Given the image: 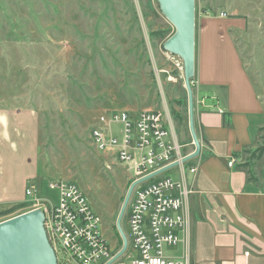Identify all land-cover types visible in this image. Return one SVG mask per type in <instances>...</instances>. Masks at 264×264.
Segmentation results:
<instances>
[{
  "label": "rangeland",
  "instance_id": "374dc122",
  "mask_svg": "<svg viewBox=\"0 0 264 264\" xmlns=\"http://www.w3.org/2000/svg\"><path fill=\"white\" fill-rule=\"evenodd\" d=\"M195 10L196 54L202 20L221 21L264 100V0H195ZM174 33L156 0H0V108L38 114L40 197L55 204L59 194L47 183H76L113 250L122 241L116 223L131 176L97 152L91 130L106 113L150 110L172 119L180 143L193 142L183 62L163 48ZM122 225L129 237L127 215Z\"/></svg>",
  "mask_w": 264,
  "mask_h": 264
},
{
  "label": "crops",
  "instance_id": "0c3cea01",
  "mask_svg": "<svg viewBox=\"0 0 264 264\" xmlns=\"http://www.w3.org/2000/svg\"><path fill=\"white\" fill-rule=\"evenodd\" d=\"M220 22L203 19L200 25L195 115L202 150L187 162L196 174L183 176L177 169L179 179L173 178L193 193L183 210L182 242L170 255L188 252L191 264H264V162L255 163L256 180L238 169L248 156L244 151L258 148L264 100ZM167 123L169 141L193 153V142L180 143L172 119ZM39 139L36 111L0 108V207L26 204L27 188L40 189Z\"/></svg>",
  "mask_w": 264,
  "mask_h": 264
},
{
  "label": "built area",
  "instance_id": "2783aa9c",
  "mask_svg": "<svg viewBox=\"0 0 264 264\" xmlns=\"http://www.w3.org/2000/svg\"><path fill=\"white\" fill-rule=\"evenodd\" d=\"M222 17L227 15L224 13ZM115 126L120 129L119 133L114 130ZM169 136L165 115L150 110L136 115L126 111L106 113L91 130L97 152L107 155L115 164H122L132 182L176 162L179 165L174 169H179L183 176L188 171L197 173L196 167H187L182 162L188 156L183 154V145L169 141ZM235 162L232 158L230 167ZM162 175L135 188L126 212L130 231L128 248L113 264H191L188 252L179 258L170 253L182 242L181 235L187 226L183 210L193 191L185 183ZM47 188L58 192L55 204L40 197V190L30 186L26 190L29 206L24 210L44 212L46 233L58 264L110 262L120 249L113 250L109 245L102 228L103 220L80 187L73 181L57 180L48 182Z\"/></svg>",
  "mask_w": 264,
  "mask_h": 264
},
{
  "label": "water",
  "instance_id": "95a60500",
  "mask_svg": "<svg viewBox=\"0 0 264 264\" xmlns=\"http://www.w3.org/2000/svg\"><path fill=\"white\" fill-rule=\"evenodd\" d=\"M162 15L175 28V33L164 43L166 52L183 62L185 88L188 93L189 130L195 151L185 157L187 163L197 158L202 150L196 130L195 100L192 88L196 74V10L195 0H156ZM179 162L131 183L121 208L116 228L122 240V248L107 264L120 259L128 248V238L123 220L135 188L160 174L177 167ZM45 214L34 209L0 222V264H58L56 253L50 244L45 229Z\"/></svg>",
  "mask_w": 264,
  "mask_h": 264
},
{
  "label": "trees",
  "instance_id": "16d2710c",
  "mask_svg": "<svg viewBox=\"0 0 264 264\" xmlns=\"http://www.w3.org/2000/svg\"><path fill=\"white\" fill-rule=\"evenodd\" d=\"M156 36H160L161 38L164 39L165 38V33H159ZM194 87L195 86H193V88ZM196 129H197V124H196ZM262 129H264V128H261L260 131H262ZM244 154H247L248 156L246 157V159H245V161L243 163L238 165V169L245 170L247 172V174H248L249 180H256V174L254 172V166H255V163L257 161H261V160L264 161V147H258V148H256L253 151H248V150L244 151ZM237 157H239V156L237 155ZM188 164L191 165L190 162ZM131 183H132V181H131ZM34 184H35V182H34ZM36 184H37V186L40 189L43 186V184L40 183L39 180H38V183H36ZM30 185H33V184H30ZM26 206H27L26 204L14 205V206L10 207L8 210L4 211L3 213H0V216H7V215H10V214H13V213H15L16 211H18L20 209H24ZM121 247H122V241H121V244L119 246V249Z\"/></svg>",
  "mask_w": 264,
  "mask_h": 264
}]
</instances>
